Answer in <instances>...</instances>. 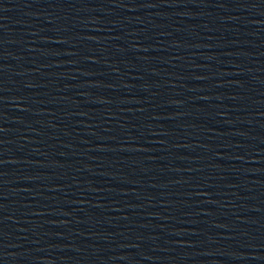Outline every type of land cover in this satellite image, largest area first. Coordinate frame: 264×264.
<instances>
[{"label":"water","instance_id":"water-1","mask_svg":"<svg viewBox=\"0 0 264 264\" xmlns=\"http://www.w3.org/2000/svg\"><path fill=\"white\" fill-rule=\"evenodd\" d=\"M88 1L184 178L264 264V0Z\"/></svg>","mask_w":264,"mask_h":264}]
</instances>
